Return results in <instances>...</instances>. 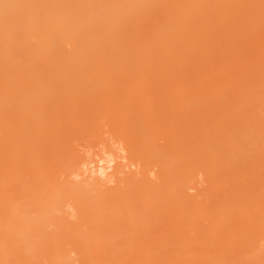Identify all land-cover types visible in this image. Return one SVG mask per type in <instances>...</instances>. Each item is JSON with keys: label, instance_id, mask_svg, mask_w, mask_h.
Segmentation results:
<instances>
[{"label": "bare ground", "instance_id": "6f19581e", "mask_svg": "<svg viewBox=\"0 0 264 264\" xmlns=\"http://www.w3.org/2000/svg\"><path fill=\"white\" fill-rule=\"evenodd\" d=\"M0 264H264V0H0Z\"/></svg>", "mask_w": 264, "mask_h": 264}]
</instances>
